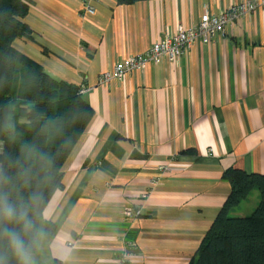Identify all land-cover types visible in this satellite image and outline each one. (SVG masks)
Returning <instances> with one entry per match:
<instances>
[{"label":"crops","instance_id":"0c3cea01","mask_svg":"<svg viewBox=\"0 0 264 264\" xmlns=\"http://www.w3.org/2000/svg\"><path fill=\"white\" fill-rule=\"evenodd\" d=\"M30 1L32 39L15 47L53 80L85 86L93 117L25 262L189 264L230 194L223 173L264 175V8L177 60L102 84L117 62L244 0ZM258 202L254 190L233 210ZM128 206L140 217L125 219Z\"/></svg>","mask_w":264,"mask_h":264},{"label":"trees","instance_id":"16d2710c","mask_svg":"<svg viewBox=\"0 0 264 264\" xmlns=\"http://www.w3.org/2000/svg\"><path fill=\"white\" fill-rule=\"evenodd\" d=\"M30 3L0 0V264H28L42 213L93 117L80 87L53 80L15 47L32 39L24 22ZM222 179L230 194L189 264H264V175L228 169ZM254 190L259 202L251 215L229 217ZM53 231L46 224L45 236Z\"/></svg>","mask_w":264,"mask_h":264},{"label":"built area","instance_id":"2783aa9c","mask_svg":"<svg viewBox=\"0 0 264 264\" xmlns=\"http://www.w3.org/2000/svg\"><path fill=\"white\" fill-rule=\"evenodd\" d=\"M261 8H264V0H244L218 15L205 13L193 27L186 29L179 27L175 34L167 35L156 41L146 52L117 62L111 72L100 76L99 82L102 84L110 81L119 82L126 74L140 71L150 64H159L163 58L177 60L188 53L197 42L208 43L215 34L224 36L229 26ZM86 10L91 12L90 7H87ZM87 91L85 86L80 87L81 94H86ZM156 180L153 183H156ZM144 197L145 195L142 196V198ZM140 214L139 210L130 206L124 208V217L127 220H135L140 217ZM126 260L127 256L125 255L120 259L119 264H125Z\"/></svg>","mask_w":264,"mask_h":264},{"label":"rangeland","instance_id":"374dc122","mask_svg":"<svg viewBox=\"0 0 264 264\" xmlns=\"http://www.w3.org/2000/svg\"><path fill=\"white\" fill-rule=\"evenodd\" d=\"M246 216H242V214H237V211H230L229 217L235 218V217H247L250 216L251 214H245Z\"/></svg>","mask_w":264,"mask_h":264}]
</instances>
